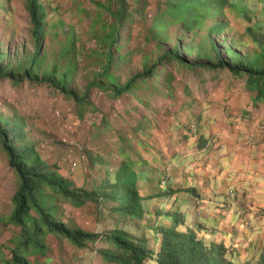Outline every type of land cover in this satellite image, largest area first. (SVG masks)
<instances>
[{"label": "rangeland", "instance_id": "rangeland-1", "mask_svg": "<svg viewBox=\"0 0 264 264\" xmlns=\"http://www.w3.org/2000/svg\"><path fill=\"white\" fill-rule=\"evenodd\" d=\"M28 1L0 0V64L17 65L38 48L41 69L50 68L67 35L75 34L82 50L73 60L69 87L85 92L101 66L93 57L100 47L94 34L102 21H112L117 5L113 0H38L43 33L37 42ZM141 1L128 0L129 17L121 29V49L113 50V70L124 67L122 75L116 73L124 80L156 63L151 77H137V85L119 97L91 87L90 102L81 103L47 82L0 76V115L14 116L23 128L21 141L33 143L77 187L103 193L124 160H139L138 170L156 174L160 183L175 188L170 195L159 191L156 182L142 184L147 212L141 218L124 215L116 202L104 199L81 207L55 200V216L70 227L101 234L123 228L146 236L149 246L157 248L160 235L152 226L169 225L158 210L181 212L187 215L185 228L201 223L210 233L204 235L224 241L236 260L258 258L264 253V101L248 89L246 75L159 59L169 50L193 62L211 59L209 26L218 18L228 22L212 33L224 58L234 63L240 56L251 57L264 42V3L233 0L247 9L249 20L233 13L229 4L223 17H207L201 28L190 30L175 20L176 12H165L169 0H149L143 10ZM135 4L139 11L130 20ZM155 19H165L166 26L151 28ZM252 24L261 28L250 31ZM125 53L127 59L120 62ZM188 175L189 183L184 181ZM189 184L206 203L186 193ZM17 186L0 141V264H18L13 255L19 227L10 221ZM211 220L214 224H208ZM44 242V249L29 246L17 252L34 264H108L98 250L113 246L100 237L80 248L54 234ZM145 264L157 263L148 259Z\"/></svg>", "mask_w": 264, "mask_h": 264}, {"label": "trees", "instance_id": "trees-1", "mask_svg": "<svg viewBox=\"0 0 264 264\" xmlns=\"http://www.w3.org/2000/svg\"><path fill=\"white\" fill-rule=\"evenodd\" d=\"M136 1L140 2L141 0ZM148 1H141V10L147 6ZM262 2L264 3V0ZM114 3L117 7L111 11L112 21H102L100 31L94 34L100 47L94 49L93 57L99 59L101 66L87 85L85 92L80 93L69 87L73 60L82 50V47H79L80 40L75 34L67 35L66 41L61 44L58 57L53 60L50 68L41 69L43 56L40 55V50L36 48L32 55L27 56L24 61H19L17 65L0 64V76L11 78L14 81L28 78L36 82H47L68 97H72L81 103L90 102L88 99L89 91L94 86L112 97H119L132 90L138 83L136 78L151 77L153 74L152 67L157 64L154 63L142 74L133 75L124 80H121L120 76L116 74L122 75L124 67L117 66L113 70V67H116L114 62L116 56L113 50L120 51L121 49V29L129 17L128 0H113ZM229 4L233 8L231 10L233 13L248 19L247 9L233 0H169L166 3L165 12L168 9L170 12H176L178 14L175 18L176 21H180L182 26L187 29L195 30V28L202 27L207 17L214 15L223 17ZM140 6L135 4L130 20H134ZM27 8L30 14L33 36L39 42L43 33V17L38 0H29ZM164 20H153L151 28L157 29L160 26L164 28L166 26ZM225 25H228V22L218 18L209 26L211 32L209 41L213 52L211 59L193 62L187 60L176 50H169L160 56L159 61L168 57L190 67L202 66L212 70L228 68L236 75H246L248 89L256 94V100L264 101V42L257 47L251 57L240 56L234 63L228 62V58H224L222 54L221 47L212 37V33H219ZM254 28L261 27L254 24L249 25L250 31ZM228 52L230 53L231 50ZM231 54L233 58L236 56L235 53ZM127 55L128 53L120 54V62L125 61ZM17 115L15 114L16 117ZM181 126L185 127L184 125ZM23 136L22 125L16 122L14 116H5L4 113L0 115L1 146L5 151L10 167L15 171L18 178V186L12 196L13 210L10 215V221L19 227V235L17 236L19 242L15 250L19 251L23 248V253L24 248L29 246L44 249L46 247L45 237L48 234H54L64 236L80 248L85 247L89 242H96L100 237L104 238L113 246L112 248H100L98 251L103 261L108 264H145L148 259L157 264H264V253L260 254L258 258L250 260H236L234 253L226 247L224 241L215 240L212 234L210 237L204 235L209 232L207 231L208 228L201 226V223L196 221L193 223L194 228L191 226L185 228L187 215L181 212L170 213V211L158 210V215H162L169 222V225L160 223L152 226V229L160 235L157 248L149 246L146 236L137 237L123 228H116L101 234L80 227H70L55 216L58 209L55 200L62 199L65 202H70L73 206L81 207L90 201L104 199L116 202L118 205L116 209L121 210L124 215L141 218L147 212L144 206V199L147 195L144 194L142 184L152 186L156 182L159 191L170 193V195L175 188L160 183V177L156 174L152 176L148 172L138 170L135 165L139 160L134 162L135 164L132 161L124 160L117 167L114 178L107 180L103 193L77 187L73 181L50 165L40 155L33 143L21 141ZM189 179L190 175L184 181L188 182ZM184 190L193 199L206 203V199L201 197L199 191L192 184L189 187L186 186ZM160 195L161 193L156 194L157 197ZM178 198L175 199L176 202H179ZM210 223L214 224V220L209 221L208 224ZM217 238L220 237L217 236ZM17 251L13 255L14 262L34 264Z\"/></svg>", "mask_w": 264, "mask_h": 264}]
</instances>
